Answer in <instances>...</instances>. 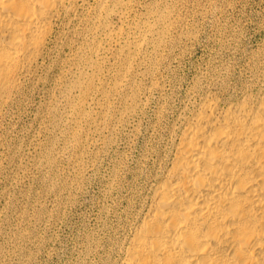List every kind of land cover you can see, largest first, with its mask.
Instances as JSON below:
<instances>
[{
    "label": "rangeland",
    "instance_id": "374dc122",
    "mask_svg": "<svg viewBox=\"0 0 264 264\" xmlns=\"http://www.w3.org/2000/svg\"><path fill=\"white\" fill-rule=\"evenodd\" d=\"M264 84V0H84L0 115V264H116L185 118Z\"/></svg>",
    "mask_w": 264,
    "mask_h": 264
},
{
    "label": "bare ground",
    "instance_id": "6f19581e",
    "mask_svg": "<svg viewBox=\"0 0 264 264\" xmlns=\"http://www.w3.org/2000/svg\"><path fill=\"white\" fill-rule=\"evenodd\" d=\"M84 0H0V115L61 13ZM116 264H264V84L185 118Z\"/></svg>",
    "mask_w": 264,
    "mask_h": 264
}]
</instances>
